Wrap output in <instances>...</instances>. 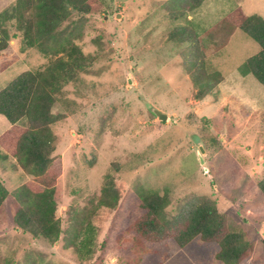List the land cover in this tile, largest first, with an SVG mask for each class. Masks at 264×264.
<instances>
[{
  "label": "rangeland",
  "instance_id": "374dc122",
  "mask_svg": "<svg viewBox=\"0 0 264 264\" xmlns=\"http://www.w3.org/2000/svg\"><path fill=\"white\" fill-rule=\"evenodd\" d=\"M14 1L0 0V11ZM238 8L264 17V0L95 1L76 40L92 60L91 70L82 73V83L65 87L68 104L57 102L53 109L59 118L51 168L62 233L52 242L24 232L14 220L18 201L10 196L0 209V264L165 262L178 249L174 240L151 241L135 228L143 189L169 198V219L192 199H211L254 244L242 264H264V195L258 187L264 178V85L244 67L260 45L224 20ZM215 25L221 34L212 38L208 30ZM5 27L10 38L0 51V90L54 59L25 49L12 21ZM181 28L196 31L206 71L211 79L222 78L204 98L197 96L200 85L186 60L190 42L171 40ZM152 108L169 119L160 121ZM18 123L28 125L26 119ZM10 127L0 114V135ZM212 136L220 144L208 148L204 139ZM5 155L0 177L13 194L35 176ZM107 174L119 189L116 208L97 205ZM89 224L91 253L75 246L86 236L80 225ZM219 248L198 236L183 251L193 264H225L216 257Z\"/></svg>",
  "mask_w": 264,
  "mask_h": 264
},
{
  "label": "trees",
  "instance_id": "16d2710c",
  "mask_svg": "<svg viewBox=\"0 0 264 264\" xmlns=\"http://www.w3.org/2000/svg\"><path fill=\"white\" fill-rule=\"evenodd\" d=\"M96 0H15L0 11V51L9 44V30L5 27L12 21L21 34L25 49H37L45 56L54 57L44 68L28 70L0 90V114L4 115L11 127L0 135V157L10 154L35 176L34 181L22 185L11 194L0 177V209L5 200L12 196L16 202L14 220L24 232L56 242L61 233L60 220L56 217L60 200L57 174L51 168L57 137L53 124L59 116L53 111L57 102L65 105V87L82 83V73L89 72L92 60L84 53L76 40L81 35L85 16L95 9ZM193 8L195 4H192ZM231 19H224L235 28L241 29L260 45V50L247 59L245 70L264 85V17L246 14L241 9L232 12ZM177 18V16L175 17ZM216 38L221 34L220 26L208 30ZM195 30L184 28L172 32L174 41L188 40L193 51L188 55L192 79L199 83L197 96L204 98L210 87L222 78L211 79L205 68V51L196 42ZM223 43L220 39L217 46ZM191 56V57H190ZM197 68V69H196ZM208 91V92H207ZM207 92V93H206ZM206 93V94H205ZM26 119L28 125L18 122ZM204 139L208 148L219 138ZM107 183L102 187L98 206L116 208L120 193L111 174L106 175ZM40 186H43L42 188ZM264 195V178L258 183ZM136 203L139 219L135 228L139 234L151 241L174 240L178 249L161 264H193L183 248L195 237L219 244L217 259L225 264H242L253 249L245 229L231 217L218 210L217 204L202 196L192 199L174 218L165 216L169 198L143 189ZM77 250L91 253L93 242L92 225L85 229Z\"/></svg>",
  "mask_w": 264,
  "mask_h": 264
},
{
  "label": "water",
  "instance_id": "95a60500",
  "mask_svg": "<svg viewBox=\"0 0 264 264\" xmlns=\"http://www.w3.org/2000/svg\"><path fill=\"white\" fill-rule=\"evenodd\" d=\"M152 110H153V113L155 114V116H156L160 121H166V120L169 119V115H168L167 113H164V112H162V111H160V110H158V109H155V108H152ZM200 149H201V151H204V148H203V145H202V144L200 145ZM199 156H200L201 159H202L201 154H199ZM201 161H203V160H201Z\"/></svg>",
  "mask_w": 264,
  "mask_h": 264
}]
</instances>
